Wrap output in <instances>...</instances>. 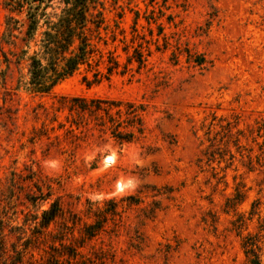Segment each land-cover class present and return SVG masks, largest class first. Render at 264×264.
Returning <instances> with one entry per match:
<instances>
[{
    "label": "rangeland",
    "instance_id": "obj_1",
    "mask_svg": "<svg viewBox=\"0 0 264 264\" xmlns=\"http://www.w3.org/2000/svg\"><path fill=\"white\" fill-rule=\"evenodd\" d=\"M10 3L0 264H247L248 236L264 264V0H101L100 69L118 67L91 87L83 68L44 96L24 90L40 33L28 44ZM64 8L50 0L48 12ZM74 98L141 107L144 134L121 144L71 113ZM54 202L62 213L41 229ZM90 226L102 229L89 238Z\"/></svg>",
    "mask_w": 264,
    "mask_h": 264
},
{
    "label": "trees",
    "instance_id": "obj_2",
    "mask_svg": "<svg viewBox=\"0 0 264 264\" xmlns=\"http://www.w3.org/2000/svg\"><path fill=\"white\" fill-rule=\"evenodd\" d=\"M10 9L25 11L27 18V43L36 41L37 50L29 57V79L24 90L29 94L48 95L63 81L71 78L81 69H86L92 78L85 74L83 83L91 87L109 80L118 62L110 58L106 70L100 66L103 55L99 51L96 38L102 27L103 18L95 11L101 0H64L62 12L51 14L50 0H10ZM96 33V35L94 34ZM141 64L142 58L137 57ZM65 100V99H64ZM69 111L89 114L95 118L96 126L110 131L112 137L122 143H132L144 134L142 108L133 103L102 99L88 100L74 98ZM62 213L58 202L42 212L39 226L47 229ZM89 238L94 237L102 226H90ZM260 238L248 236L243 240L247 264H262L259 253Z\"/></svg>",
    "mask_w": 264,
    "mask_h": 264
},
{
    "label": "bare ground",
    "instance_id": "obj_3",
    "mask_svg": "<svg viewBox=\"0 0 264 264\" xmlns=\"http://www.w3.org/2000/svg\"><path fill=\"white\" fill-rule=\"evenodd\" d=\"M111 159H109V161H110Z\"/></svg>",
    "mask_w": 264,
    "mask_h": 264
}]
</instances>
